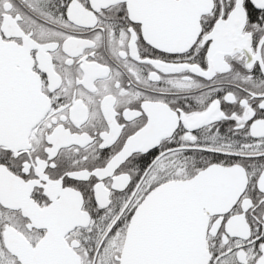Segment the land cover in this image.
Segmentation results:
<instances>
[{"label":"snow or ice","instance_id":"6c2138e0","mask_svg":"<svg viewBox=\"0 0 264 264\" xmlns=\"http://www.w3.org/2000/svg\"><path fill=\"white\" fill-rule=\"evenodd\" d=\"M0 264H264V0H0Z\"/></svg>","mask_w":264,"mask_h":264}]
</instances>
